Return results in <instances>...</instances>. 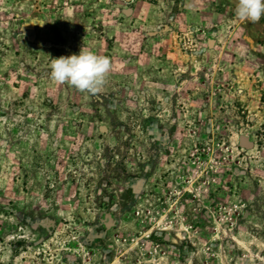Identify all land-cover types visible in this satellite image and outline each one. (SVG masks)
I'll list each match as a JSON object with an SVG mask.
<instances>
[{"label": "rangeland", "instance_id": "1", "mask_svg": "<svg viewBox=\"0 0 264 264\" xmlns=\"http://www.w3.org/2000/svg\"><path fill=\"white\" fill-rule=\"evenodd\" d=\"M238 0H0V264H264V16ZM81 48L99 91L51 77Z\"/></svg>", "mask_w": 264, "mask_h": 264}, {"label": "clouds", "instance_id": "2", "mask_svg": "<svg viewBox=\"0 0 264 264\" xmlns=\"http://www.w3.org/2000/svg\"><path fill=\"white\" fill-rule=\"evenodd\" d=\"M235 14L240 21H257L264 16V0H238ZM109 69L107 57L81 48L79 54L53 59L51 77L82 92L95 93L103 87Z\"/></svg>", "mask_w": 264, "mask_h": 264}]
</instances>
